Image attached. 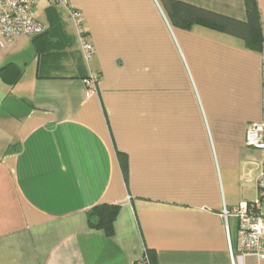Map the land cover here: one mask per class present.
I'll return each mask as SVG.
<instances>
[{"label": "crops", "instance_id": "0c3cea01", "mask_svg": "<svg viewBox=\"0 0 264 264\" xmlns=\"http://www.w3.org/2000/svg\"><path fill=\"white\" fill-rule=\"evenodd\" d=\"M66 1L89 62L59 0L32 9L43 33L0 47V264H140L147 250L256 264L232 259L239 222L224 211L258 197L263 156L245 137L262 119L264 0L260 51L174 25L159 0ZM176 1L247 19L245 0ZM99 203L119 206L112 236L87 222Z\"/></svg>", "mask_w": 264, "mask_h": 264}, {"label": "built area", "instance_id": "2783aa9c", "mask_svg": "<svg viewBox=\"0 0 264 264\" xmlns=\"http://www.w3.org/2000/svg\"><path fill=\"white\" fill-rule=\"evenodd\" d=\"M70 13L73 25L80 41L84 60L89 62L93 55L92 44L85 39L82 13L69 6L66 0H59ZM39 0H0V47L10 42L13 37L22 34H40L44 26L32 13ZM96 74L91 73L85 80L86 95L95 91ZM246 145L258 149L263 156V168L257 177L258 197L253 201H241L231 211H224V216L231 215L238 219L239 228L233 258L253 257L256 264H264V73L262 119L248 126L245 137ZM140 264H149L145 254Z\"/></svg>", "mask_w": 264, "mask_h": 264}, {"label": "trees", "instance_id": "16d2710c", "mask_svg": "<svg viewBox=\"0 0 264 264\" xmlns=\"http://www.w3.org/2000/svg\"><path fill=\"white\" fill-rule=\"evenodd\" d=\"M159 2L174 25L189 28L193 24H201L240 38L247 49L253 51L262 49L263 35L257 0H245L246 21L235 20L176 0H159ZM15 70L18 72L17 69ZM8 83L11 84L12 81L8 80ZM118 159L124 171L126 165L122 154H118ZM118 211L119 206L116 204H96L87 211V222L91 228L101 229L107 236H112L113 223ZM147 259L149 264H156L155 254L151 250H147Z\"/></svg>", "mask_w": 264, "mask_h": 264}]
</instances>
